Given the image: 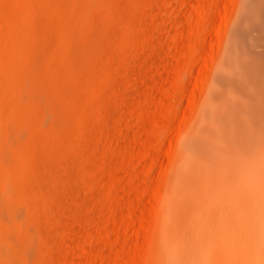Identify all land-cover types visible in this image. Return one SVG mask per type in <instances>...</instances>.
Here are the masks:
<instances>
[{"label":"rangeland","instance_id":"374dc122","mask_svg":"<svg viewBox=\"0 0 264 264\" xmlns=\"http://www.w3.org/2000/svg\"><path fill=\"white\" fill-rule=\"evenodd\" d=\"M229 1L0 0V264L163 261Z\"/></svg>","mask_w":264,"mask_h":264},{"label":"bare ground","instance_id":"6f19581e","mask_svg":"<svg viewBox=\"0 0 264 264\" xmlns=\"http://www.w3.org/2000/svg\"><path fill=\"white\" fill-rule=\"evenodd\" d=\"M229 2L181 133L166 193L174 233L162 264H264V0ZM180 208H187L184 225ZM194 232L201 250L191 247Z\"/></svg>","mask_w":264,"mask_h":264}]
</instances>
